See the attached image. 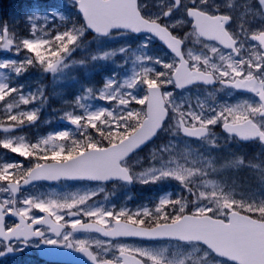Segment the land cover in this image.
Instances as JSON below:
<instances>
[{"label":"snow or ice","instance_id":"1","mask_svg":"<svg viewBox=\"0 0 264 264\" xmlns=\"http://www.w3.org/2000/svg\"><path fill=\"white\" fill-rule=\"evenodd\" d=\"M192 3L194 7L196 0H192ZM81 7H84L83 0ZM170 14L165 13V15ZM60 18L64 19L63 16ZM25 21L28 28L24 33L18 31V16L13 18L11 24L7 19L0 21V181H3L0 183V191L6 190L7 193L16 195L22 187L40 181L55 183L61 179L107 180L111 178L109 176L86 175L85 173L92 168L94 157L84 158L85 154L81 150V158H74L76 149L69 150L63 145H58L54 133L40 136L36 140L16 134L22 128L30 127L32 123L38 122L39 112L42 111L36 104L35 94L31 89H27L24 83L25 79L37 69L41 75L46 76L55 75L63 67H67L65 62L77 51V44L83 35L82 32H70L67 28L63 31H47L48 16H42L38 12L34 15H26ZM39 21L45 23L41 25L38 23ZM88 27L92 29L93 25L89 24ZM94 30L99 34H107L109 29ZM93 59L95 60L96 57ZM38 91L41 92L40 98L43 100L42 88ZM102 92L107 94L106 90H102ZM137 102L145 103L142 99ZM28 104H32L30 112L25 108ZM69 115L72 114L69 113ZM25 119L27 123H25ZM70 122L78 123V120ZM210 123H214V121ZM67 135L68 133L65 132L59 139H63ZM89 148H97V146L90 144ZM18 174H22L21 180L15 183L11 182L12 178ZM124 179L130 180L127 176ZM69 195L75 202L76 193L65 194L62 198L58 194H52L46 198H35L38 199V202L35 203L37 223L39 217L49 212L50 207L59 206L61 201L66 202ZM92 195L95 194H85L79 198L81 200L90 199ZM68 206L71 207V205ZM90 215H96V213H90ZM106 215L109 218L114 217L115 220L110 230L104 232L105 236H110L112 239L129 236L155 239L159 236L153 232L131 230V225L144 223L142 219H136L139 212L130 216L127 223L121 220L122 216L127 215L124 210L108 211ZM6 219L14 220V217L10 214ZM65 219L67 218L65 217ZM100 223L105 222L100 221ZM119 251L123 253L125 249L121 247ZM136 251L141 252V250ZM142 254H146V252ZM105 259L108 260L109 257H105Z\"/></svg>","mask_w":264,"mask_h":264},{"label":"rangeland","instance_id":"2","mask_svg":"<svg viewBox=\"0 0 264 264\" xmlns=\"http://www.w3.org/2000/svg\"><path fill=\"white\" fill-rule=\"evenodd\" d=\"M152 5H161L163 0H149ZM40 15L48 16V28L47 31L52 32L56 28L52 17L53 12H46L44 9H35L28 15H34L36 13ZM52 16V17H51ZM39 24L43 25L44 21H39ZM115 39V40H114ZM141 53L137 52V48H133L130 44V40L125 36L111 37L109 39L108 46L101 52V60L103 61L102 70L99 74L91 72L89 76L92 78L90 84H85L80 81L74 75V70L69 66V62L66 61L67 67H63L61 71L55 75H51L53 91L60 101L67 103L66 106L59 108L57 113L63 114H102L104 113L105 106H101L99 97H107L109 99H115L119 97L114 87L108 84L113 80V76L119 72L125 83V89L120 96V99H128L129 93L136 94L133 90L134 78H138L142 71L153 69V65L143 69L146 66L147 61H140ZM129 61L128 68L125 73L121 71L125 67L123 61ZM104 71V72H103ZM103 72V73H102ZM102 73V76H100ZM150 73V72H146ZM40 74V72H39ZM94 77V78H93ZM144 77H148L147 74ZM118 78V77H117ZM149 78V77H148ZM38 81V82H37ZM29 82L27 87L32 85L36 87L34 92L36 103L42 111L45 109L41 102V92L38 91L42 88L45 82L40 74L38 80ZM101 84H98V83ZM38 84V85H37ZM102 90H106L105 95ZM38 91V92H37ZM37 94L39 95L37 99ZM133 95V96H134ZM135 97V96H134ZM25 108L30 112L32 107ZM120 109V108H119ZM121 110V109H120ZM39 112V114L42 113ZM109 112H116V106L109 108ZM223 150L217 143L212 141L194 144L184 138H169L159 150L154 149L153 153L156 154L160 151V155L156 156L162 165H158L159 169L164 173L161 175L162 179L174 177L181 180L183 176L186 177H198L200 173H206L202 176V184L210 189V193L203 192L201 187L198 190L197 195L194 197L196 200L207 196L210 201H213L215 207L222 211L225 208L232 207L235 201H244L247 204V208H256L257 210L264 211V182L259 185H253L250 181H243L238 173L234 169L226 170V162L224 156H232L241 152L239 148ZM233 150L234 152H232ZM220 157V159H219ZM221 161V162H220ZM219 167L217 170L216 167ZM157 168V166H153ZM188 184V183H187ZM218 194V197H215ZM195 200V201H196ZM150 251L148 249H144ZM153 250V249H152ZM199 249L191 248V253L197 252ZM154 251V250H153ZM155 252V251H154ZM163 250H159L162 253ZM153 255L159 257L154 253ZM166 255V254H165ZM203 256H197L196 259L200 260ZM169 261H172L170 259ZM174 261V260H173ZM206 264H214L212 261H207Z\"/></svg>","mask_w":264,"mask_h":264},{"label":"water","instance_id":"3","mask_svg":"<svg viewBox=\"0 0 264 264\" xmlns=\"http://www.w3.org/2000/svg\"><path fill=\"white\" fill-rule=\"evenodd\" d=\"M210 218H205V220H199L198 221V229L202 230L199 232H194L193 236L197 237V239H200L204 242H207L209 244H211L213 247H215L219 252H222L230 257L233 258H239L240 254H242V249H241V245L237 246L236 248H233V236L231 234H229V246H223L222 243V235L223 232L220 230L221 228L217 227L215 223H212L211 226L213 228V231L208 232V230H205V226L206 224L209 222ZM215 229H219L218 232L215 231ZM253 244H251L252 246ZM258 248L259 251L257 253L258 258H262L264 253H263V249H264V238L260 239L258 241ZM250 254H252V250L250 251Z\"/></svg>","mask_w":264,"mask_h":264},{"label":"trees","instance_id":"4","mask_svg":"<svg viewBox=\"0 0 264 264\" xmlns=\"http://www.w3.org/2000/svg\"><path fill=\"white\" fill-rule=\"evenodd\" d=\"M19 7L18 0H0V16L8 19L13 13H17Z\"/></svg>","mask_w":264,"mask_h":264}]
</instances>
